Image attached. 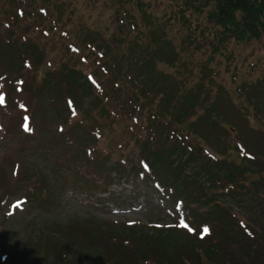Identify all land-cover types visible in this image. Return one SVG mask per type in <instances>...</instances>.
<instances>
[{
  "label": "trees",
  "instance_id": "16d2710c",
  "mask_svg": "<svg viewBox=\"0 0 264 264\" xmlns=\"http://www.w3.org/2000/svg\"><path fill=\"white\" fill-rule=\"evenodd\" d=\"M109 1L114 3L118 15L117 31L121 36L112 41L96 36L92 43L86 41L84 33L77 28L72 10L59 0H0V6L5 5L0 10V80L18 81L23 77V69L20 73L23 63L34 66L36 62L44 61L42 45L51 39L66 53L74 50V56L70 57L72 59L80 50L78 45L83 43L93 55L101 53V56L95 55V62L98 66L102 63L101 67L107 72L105 75H109L110 88L97 90L90 85L91 88L86 75L65 65L53 73L47 72L48 78L43 83L52 96V124L60 135L70 138V145L74 148L69 154L70 163L75 168V163L79 162L95 169L90 174L96 179H84L87 174L83 173L80 182L96 186L99 182L102 188L108 187L109 183L102 181L103 175L110 178L111 170L122 173L120 170L125 169L127 177L124 179L134 174V178L153 189L166 208L171 210L167 225L155 222L145 225L111 224L113 230L108 231V236L102 242L107 252L99 264H186L167 246V237L169 240L172 237L176 239L182 233L206 245L201 256L196 257L194 263L189 259L188 264H262L264 254L261 255L254 245L233 248L231 253H227L230 238L219 240L218 233L216 235L211 204L207 222L199 216L197 208L188 202L183 184L193 181V188L197 186L199 193L207 196L202 199L209 202L210 187L201 186L207 178L199 179L196 173L208 169L212 170L210 186L219 184L220 188L230 191L238 188L235 170L224 168L225 162L206 148L203 140L208 141L211 133L214 137H225L227 127L232 130L236 128L237 121L232 118V111L234 115L239 112L244 117L252 115L256 120L264 117V108H260L264 106V76L241 84L233 92L234 97L224 82L215 79L214 74V66L220 58L223 59L225 73L232 74L231 83L237 82V72L240 74L243 69L249 70L244 76L256 74L257 70H253L257 69L256 65L250 63L244 66L246 58L240 60L235 56L232 46H249L264 35V0ZM17 9H20L18 13ZM31 16L36 20L31 22ZM207 47L211 56L204 58L203 51ZM75 84L81 88L88 85L91 101L101 110V113L95 112L108 119L111 128L118 130L116 140L111 128L107 129L109 138L105 132L108 123L95 118L89 121L83 117L80 98L76 100L72 94L77 93L76 88H72ZM231 97L233 101L239 99L240 103L230 102ZM70 107L80 110L81 118L76 123L68 119ZM35 109L41 120L47 118L48 111L41 104L36 105ZM86 111V114L94 112L89 107ZM101 137L109 144H116V148L106 157L111 164L109 167L101 163L105 160L98 144ZM128 147L132 158L128 163H123L126 157L122 153ZM233 148L239 154L240 159L237 157V160L240 163L247 161L240 155V146ZM73 151L76 155L74 163ZM195 163L202 164L201 168H192ZM157 170L165 172L168 180L164 182ZM244 170L238 171L239 175L244 174ZM229 217L242 228L234 214ZM184 219L190 231L181 227L180 220ZM232 225L230 222V227ZM85 226L89 234L79 247L83 251L85 246H91V240L98 235L93 229L94 224ZM205 229L208 231L205 232ZM192 230L194 233L190 234ZM200 233L202 238H198ZM144 235L163 244L156 248L154 243L146 241ZM147 243L149 250L142 251ZM165 248V254H161L159 250ZM107 253L116 256L115 260H109ZM92 255L86 253L84 261L91 262Z\"/></svg>",
  "mask_w": 264,
  "mask_h": 264
},
{
  "label": "rangeland",
  "instance_id": "374dc122",
  "mask_svg": "<svg viewBox=\"0 0 264 264\" xmlns=\"http://www.w3.org/2000/svg\"><path fill=\"white\" fill-rule=\"evenodd\" d=\"M59 1L66 4L67 9L72 10L74 22L77 23V28L84 33L86 41L94 43L96 36L112 41L121 36L117 31L118 15L114 10V3L109 0ZM164 1L166 3V0ZM4 7L5 5L2 4L0 10H3ZM35 20L31 16L30 21ZM64 21L67 24L66 19ZM19 24H23V22ZM70 32L72 34V31ZM86 32L89 33L88 36L85 35ZM34 35L37 37L36 34ZM52 40L46 44L42 42L45 60L36 62L35 71H26L25 77L19 81L20 85L26 84L25 91L24 86L23 92L18 85L9 88L4 87L7 96L10 95L11 99L7 110L2 111L0 109V121L3 129H5L4 125L6 126L5 138L0 143V264H99L104 259V253L107 252L104 251L102 242L108 236V231L113 230L111 224L121 223L124 225L126 222H135L145 225L155 222L167 225L171 217L166 211L167 206L161 204L157 196L153 194V189L134 178V174L128 179H124L127 177L125 175L127 170L125 169L120 170L122 173L111 170L110 178L103 175L102 181L109 183L108 187L102 188L98 181L97 186L96 184L87 185L80 182V175L92 173L95 169L79 162L75 163L77 165L75 168L70 163L69 154H72L74 148L69 141H66L67 137L62 135L56 137L54 123L52 124L54 121L51 113L52 96L50 91L43 86V83L48 78L47 72L53 73L62 65L91 76L94 85L99 87L110 88V78L109 75H103L100 72L102 70L95 62V56L92 51L88 50V47L84 46V43L78 45L80 50L77 56L72 59L70 57L74 55L66 53V50L59 47L57 43H53ZM232 48H235L233 49L235 56L239 57L240 60L246 58L247 62L244 63V66L253 63L257 67V69L253 68L254 71H257L251 77L244 76L249 71L247 68L240 71V74L238 71L237 82L234 84L231 83L232 74L225 73L226 68L222 62L223 59L220 58L216 62L215 72L213 71L215 79L224 82L226 88L233 94L241 84L249 83L251 80L254 81L256 78L264 76V35L251 42L249 46H232ZM209 49V47L204 49V58L211 56ZM81 57H84V60H79ZM220 62L222 64L219 65ZM16 68L19 69L20 67L16 66ZM14 70L15 68L13 73ZM73 87L76 88L77 93L72 94L76 100L80 98L79 104L82 105L80 109L83 117L89 121H93L95 118L104 124L108 123L109 127H105V132L109 138L107 129L111 128L110 121L96 113H101V110L91 101L88 85L85 84L81 88L75 84ZM0 88H2L1 84ZM229 101H233L232 97L229 98ZM236 102L240 103V100L235 98L233 103ZM76 103L78 104V101ZM38 104H41L42 108L48 111L46 119L41 120L38 110H34ZM88 107L92 108L94 112L86 114ZM260 108L263 109L264 106L262 105ZM28 112L33 121L29 122L27 130H22L19 128V123L27 117ZM234 113L232 111L234 117H231L237 121V127L233 130L227 127L228 133L225 137L220 134V136L215 135L214 137L211 133L208 136L209 140H203V144L217 158L219 157L225 162L224 168L235 170L238 181L242 179V181L236 182L238 188L234 191L226 189L222 192L219 189L221 187L219 184L210 186L212 170L207 169L206 172L199 171L196 173H198L199 179L207 178L203 183L204 185L201 186H205L207 189L210 187L209 193L211 194L208 196L210 203L202 199V197L207 196L201 195L197 186L193 188L195 185L193 181L184 183L185 189H183L185 196L189 198L188 202L192 207L197 208L202 219L206 220L211 204L215 215V219L212 218V220L215 223L216 235L218 233L219 240L230 238L231 243L227 247V253H231L230 250L233 248L250 244L258 248L260 254L263 255L264 117L261 116V120L258 118L256 120L252 115H245L244 117L239 115L240 112L237 115ZM244 119L246 120L242 121ZM28 129H33L34 132L29 134ZM111 130L114 134L113 139L116 140L119 132L114 127ZM214 138L216 140H213ZM108 142L105 139V147L110 155L112 149L116 148V144L112 145ZM234 146L244 147L242 156L246 159L250 157L252 160L248 159L240 163L237 160V157L239 158L237 150H233ZM122 154L127 158L124 159L128 163V160L132 158L131 149L129 151V147L126 148ZM104 158L105 160H102L101 163L109 167L111 164L107 162L106 157ZM75 159L76 155L72 156L73 163ZM200 159L203 160L201 157ZM201 165L195 163L192 168L200 169ZM243 168L245 169L244 174L239 175ZM157 173L164 182L168 180L166 178L168 175L165 172L157 170ZM171 176L173 175L170 172L169 177ZM34 193H36V198ZM24 197L28 201L25 208L9 217L7 213L9 203L16 199H24ZM185 214L187 215V212ZM232 214L237 219L244 221L246 225L244 231L230 219L229 216ZM230 222L233 224L231 227ZM86 224H94L93 229L97 231L98 235L95 240H91V246H85V251H83L79 247L83 244V239L89 234ZM252 236L254 238L250 239ZM144 238L148 243H154L156 248L163 244L153 240L148 235H144ZM167 240L169 251L180 257L181 260L184 259L186 264L190 261L189 259L194 263L196 257H200L206 247V245L195 242L193 238L183 233L176 239L172 237L169 240L167 237ZM173 241V245L170 246ZM72 242L77 243L78 246H76L77 244L72 245ZM148 243L145 246L147 248L143 247L142 251L149 250ZM184 245L187 247L184 248ZM165 250L166 248L159 251L161 254H165ZM92 252L95 253L92 255ZM86 253L92 255V261L89 263L84 261V258L87 257ZM62 254L64 257H61ZM107 257L114 261L116 256L107 253ZM262 264H264V260Z\"/></svg>",
  "mask_w": 264,
  "mask_h": 264
},
{
  "label": "bare ground",
  "instance_id": "6f19581e",
  "mask_svg": "<svg viewBox=\"0 0 264 264\" xmlns=\"http://www.w3.org/2000/svg\"><path fill=\"white\" fill-rule=\"evenodd\" d=\"M213 106V105H212ZM210 110V109H209ZM212 113V112H211ZM205 124V123H204ZM201 125V124H200ZM202 127V126H201ZM205 126H203V128H204ZM205 129V128H204ZM199 130H201V129H199Z\"/></svg>",
  "mask_w": 264,
  "mask_h": 264
},
{
  "label": "snow or ice",
  "instance_id": "6c2138e0",
  "mask_svg": "<svg viewBox=\"0 0 264 264\" xmlns=\"http://www.w3.org/2000/svg\"><path fill=\"white\" fill-rule=\"evenodd\" d=\"M208 230L207 229H205V232H207Z\"/></svg>",
  "mask_w": 264,
  "mask_h": 264
}]
</instances>
